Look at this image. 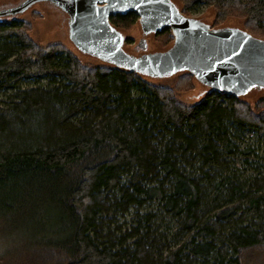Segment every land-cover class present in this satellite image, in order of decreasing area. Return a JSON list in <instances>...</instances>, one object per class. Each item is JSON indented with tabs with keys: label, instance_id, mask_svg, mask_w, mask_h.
Listing matches in <instances>:
<instances>
[{
	"label": "trees",
	"instance_id": "16d2710c",
	"mask_svg": "<svg viewBox=\"0 0 264 264\" xmlns=\"http://www.w3.org/2000/svg\"><path fill=\"white\" fill-rule=\"evenodd\" d=\"M174 1L264 39V0ZM138 19L111 23L126 32ZM31 28L0 23V90L14 99L0 108V224L16 229L20 264H242L264 246V174L225 172L254 155L241 146L249 131L264 139V97L207 89L187 104L177 93L194 89L189 73L171 87L86 65L62 44L39 46ZM153 37L162 50L174 41Z\"/></svg>",
	"mask_w": 264,
	"mask_h": 264
},
{
	"label": "water",
	"instance_id": "95a60500",
	"mask_svg": "<svg viewBox=\"0 0 264 264\" xmlns=\"http://www.w3.org/2000/svg\"><path fill=\"white\" fill-rule=\"evenodd\" d=\"M48 3L67 17L68 38L82 55L150 80L189 73L211 93L242 98L264 91V39L246 29L212 27L186 16L174 0H23L0 9V23L33 6ZM134 13L142 39L139 54L126 50V34L111 18ZM165 30L173 34L166 50L148 51L147 39Z\"/></svg>",
	"mask_w": 264,
	"mask_h": 264
},
{
	"label": "rangeland",
	"instance_id": "374dc122",
	"mask_svg": "<svg viewBox=\"0 0 264 264\" xmlns=\"http://www.w3.org/2000/svg\"><path fill=\"white\" fill-rule=\"evenodd\" d=\"M22 1L23 0H0V9L18 5ZM177 2L182 10L183 4L180 1ZM187 14L191 17L202 19L211 26L214 25L215 12L205 5L193 7ZM14 20L30 23L32 27L30 31L31 38L43 48L50 44L59 43L75 54L83 64L90 66L103 64L97 59L82 55L73 47L68 38L67 17L48 3H40L33 6L25 14ZM10 21L11 20H5L2 23ZM217 26H231L245 29L244 21L235 17H231L227 19L225 23ZM124 33L126 34L127 39L132 40L131 44L126 45V50L131 54H139L140 52L137 51V45L142 39V32L139 25L137 24L133 29ZM147 42L149 52L160 51L164 48L160 43L155 41L153 36L149 37ZM176 77L177 76L168 79L151 81L152 83L158 85H170L171 87H174ZM41 84L46 86L47 81L43 80ZM206 91L207 89L197 82L192 91L177 93V97L184 103L195 104L206 95ZM12 96L13 92L0 90V108H7L14 100ZM262 97H264V91L254 90L248 95L242 97V99L253 105ZM241 146L243 150L246 148H252L254 155L246 157L243 154H239L233 157L231 159L230 170L227 169L225 172L227 174L235 173L242 179L264 174V139L260 138L254 131H249L243 142H241ZM246 160L253 162L255 164L253 166L260 168V170H254L252 166L245 163ZM253 216L254 214H250L248 216L243 215L242 219L246 220L248 218H252ZM17 234L16 229L11 225L0 224V264H20V261L23 260V256L11 253L12 251H16L15 249L19 245V236H17ZM240 260L242 264H264V246H258L254 249L244 251L240 255Z\"/></svg>",
	"mask_w": 264,
	"mask_h": 264
}]
</instances>
